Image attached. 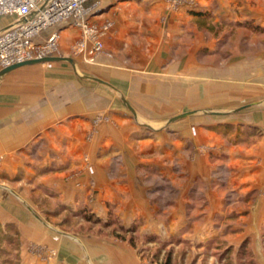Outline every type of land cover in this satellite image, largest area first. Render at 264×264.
<instances>
[{"label": "crops", "instance_id": "0c3cea01", "mask_svg": "<svg viewBox=\"0 0 264 264\" xmlns=\"http://www.w3.org/2000/svg\"><path fill=\"white\" fill-rule=\"evenodd\" d=\"M214 1L221 0H95L88 21L109 23V29L92 60L72 54L80 31L65 22L37 41L56 33V57H70L73 65L23 66L0 78V264H144L129 241L108 233L72 236L51 227L39 213L41 200L73 212L88 207L95 217L116 207L125 224L146 213L151 233L141 229L125 237L172 238L174 250L191 249L185 242L194 236L217 237L179 233L186 231L185 209L167 212V225L154 217L147 175L182 189L171 203L175 208L189 204L193 185L205 184L204 223L221 212L228 190L253 195L247 231L258 233L264 224V54L222 68L206 63L224 55L214 46L225 40L207 36L210 24L264 31V8L240 0L213 7ZM6 23L0 18V29ZM240 94L252 108L237 122L232 112H223L225 121L187 116L168 125L171 117L193 109L238 108L234 98ZM243 124L247 137L239 134ZM219 126L236 129L225 138ZM236 136L241 144L229 142ZM245 140L252 145L246 148ZM201 145L216 149L213 157L202 154ZM222 162L228 172L220 186L211 173Z\"/></svg>", "mask_w": 264, "mask_h": 264}, {"label": "rangeland", "instance_id": "374dc122", "mask_svg": "<svg viewBox=\"0 0 264 264\" xmlns=\"http://www.w3.org/2000/svg\"><path fill=\"white\" fill-rule=\"evenodd\" d=\"M240 1V4H249L252 5V8H264V0ZM228 4L231 5L230 0H221L219 2L214 1L213 7H222L224 5L228 6ZM192 5L195 6L194 2ZM10 20V17L5 18L7 23ZM92 24L95 25V23ZM209 28L210 32L209 35H207L209 39L215 38L218 40L221 39L219 37H222L225 40L224 43L222 42L224 45L220 43V45L218 44L214 46V48L217 46L219 51L224 52L223 57L220 56V58H224L225 60L220 58H217V60L209 59L207 63L204 62L208 64L209 67L222 68L229 65V61H233L235 59L243 60L248 55L264 54V31L260 30L258 27H254L252 25L251 30H234L232 28L222 29L218 25L210 24ZM248 30H250V32ZM232 53H234V56H232ZM240 65L247 66V63L241 62ZM244 72L245 78L243 77V79H247L246 68ZM198 81L200 80L198 79ZM204 81L205 80H202L203 83ZM234 99L235 102L239 103L238 108L235 107L233 110L230 109L223 111L215 109L194 111L195 109H193L189 112H195V114L189 117L196 119L203 118V120L205 119V123L211 124L213 122L216 123V121H225V118L228 116L225 117L226 115L225 113L222 114L223 112H227V114L232 112L230 113L232 117L231 121L234 120L237 122V119L242 114H247V112H249V109H251L252 106H246L252 105V103L247 100V97L241 94L239 99ZM181 119L183 120V118ZM178 121L180 120L178 119ZM170 123L173 122H168V125ZM168 125L166 123L164 128L168 127ZM241 126L243 129L239 134L243 135V137H247L245 134L247 125L243 124ZM219 127L220 128L217 129V132L220 133L218 134L224 133L223 136L225 138L226 134L231 133L236 129L235 126ZM208 128L211 129L210 127ZM212 129L216 130L215 126H213ZM248 131L253 132L251 127ZM236 137L237 138L229 139V142L241 144V142H238L237 140L238 136ZM244 142L245 143L242 144L246 145V148L247 146L252 145L249 144L248 140H245ZM208 147L201 145L198 146V149L202 154L213 157L212 154L216 151V149L212 150L210 146ZM221 158H223L222 155ZM115 164V161H113V165ZM217 165L218 166L215 168V171L211 173V175L215 178V184L222 186L227 179L228 168L223 162ZM209 172L212 171L209 170ZM145 181L146 185L153 186V188H150L149 192L147 191V194H149V200L151 202V209L153 210L154 217L158 216L159 219L167 225V212H170V216L173 213V216L174 214L179 215V212L185 209V220H183L185 227L182 229L187 232H182L180 229L178 231L179 233H215L217 234V237L212 238L208 236V239H204L203 234L202 239L199 241L197 237L194 236V239L185 242L187 246L192 247L191 249L174 250L171 245L175 243V240L172 238L167 242L161 241L159 238L152 235H143L139 238L130 234V238L125 237L124 233H141V229L146 230L142 233H151L149 230L151 224L147 226V222L143 220L146 218V213H144L145 215H143L144 218L142 220L141 216H139L132 222H127L125 224L116 213V207L109 210L105 217H95V215L90 212L91 210H89L88 207L80 208L79 211L77 209L73 212L65 206H55L53 202L47 200H41L39 203V213L46 218L47 223L51 227H57L62 232L68 233L72 236H91V234L96 233H108L109 235H113L124 241H129V244L132 247L139 249V254L141 255V259L144 264H165L166 262L167 264H264V224L260 225L258 233H252L250 230L247 231L248 227L252 228V224L247 221L248 211L249 208H251L247 205V202L250 201V198L253 195L250 194L245 196L240 194L238 191L228 190L226 194H223L224 204L221 212L219 211L220 213L217 212L214 214L213 221L204 223L203 219L207 214V199H205V196L208 195V190L205 184L204 186L202 184H200V186L198 184L193 185V191L191 192L192 194L189 198V204L185 207L177 206L175 208L173 206L171 207V203L176 200L177 197H181L178 195V193H180V190H177L178 186L173 188L169 186V183L166 182L167 180L161 177L154 178L148 175ZM215 187H217V189L220 188L219 186ZM181 194L182 189L180 195ZM180 239L181 238H179L178 241H181ZM14 255L15 254L11 252V254H9V259L12 257L14 259ZM3 257L7 258V255H4ZM50 257H54V253H51Z\"/></svg>", "mask_w": 264, "mask_h": 264}, {"label": "built area", "instance_id": "2783aa9c", "mask_svg": "<svg viewBox=\"0 0 264 264\" xmlns=\"http://www.w3.org/2000/svg\"><path fill=\"white\" fill-rule=\"evenodd\" d=\"M95 0H0V18L11 20L0 29V70L14 64L59 55V36L51 33L38 42L39 35L57 25L70 22L80 31L73 45L74 56L88 60L102 51V36L109 23L88 21Z\"/></svg>", "mask_w": 264, "mask_h": 264}, {"label": "water", "instance_id": "95a60500", "mask_svg": "<svg viewBox=\"0 0 264 264\" xmlns=\"http://www.w3.org/2000/svg\"><path fill=\"white\" fill-rule=\"evenodd\" d=\"M49 62H69L70 64L73 65V61L69 58H64V57H46V58H42V59H34V60H29V61H25L22 63H18V64H14L10 67L4 68L2 70H0V78H2L4 75H6L7 73L23 67V66H31V65H38V64H45V63H49ZM195 114V112H187V113H183L180 115H177L175 117H173L172 119H170V122H173L175 120L190 116Z\"/></svg>", "mask_w": 264, "mask_h": 264}, {"label": "trees", "instance_id": "16d2710c", "mask_svg": "<svg viewBox=\"0 0 264 264\" xmlns=\"http://www.w3.org/2000/svg\"><path fill=\"white\" fill-rule=\"evenodd\" d=\"M165 264H167V262Z\"/></svg>", "mask_w": 264, "mask_h": 264}]
</instances>
